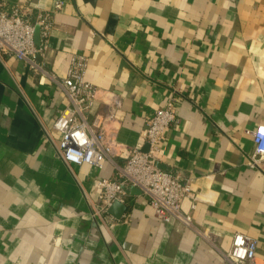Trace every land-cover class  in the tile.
Instances as JSON below:
<instances>
[{
    "label": "crops",
    "instance_id": "1",
    "mask_svg": "<svg viewBox=\"0 0 264 264\" xmlns=\"http://www.w3.org/2000/svg\"><path fill=\"white\" fill-rule=\"evenodd\" d=\"M0 2L30 4L32 18L53 12L44 67L62 77L73 53L88 55L96 110L121 97L112 128L125 146L102 167L65 162L52 126L65 93L0 57V264H221L237 231L258 239L264 261V159L250 164L248 132L264 124V0ZM172 101L157 164L191 179L183 208L194 227L161 221L135 186L121 219L95 215L97 180L149 149L147 117Z\"/></svg>",
    "mask_w": 264,
    "mask_h": 264
},
{
    "label": "built area",
    "instance_id": "2",
    "mask_svg": "<svg viewBox=\"0 0 264 264\" xmlns=\"http://www.w3.org/2000/svg\"><path fill=\"white\" fill-rule=\"evenodd\" d=\"M62 1H57L60 9ZM33 7L26 3L0 2V57L13 55L24 61L26 67L40 80L49 76L61 87L68 103L59 111L53 128L61 133L58 151L70 164H89L102 167L106 159L124 153L125 146L116 138L113 122L121 107V97L115 93L102 110H96L99 102L98 86L86 79L89 56L75 52L71 55L68 71L58 77L44 67L49 41L54 28L52 11L39 10L32 18ZM40 28V43H36V28ZM176 120L174 102L157 108L147 117L143 139L149 144L147 151L133 148L119 166L117 177L97 180L99 189L94 214L108 212L115 201H125L131 186L138 187L153 206L156 216L163 222L177 220L185 226L194 227L193 217L183 208L186 197H195L190 178H183L157 164L160 142L164 131ZM254 141L250 164L258 165L264 159V124L248 130ZM195 207V203L193 204ZM208 238V229L200 231ZM258 239L243 232H235L228 249L220 251L221 264H264L258 260Z\"/></svg>",
    "mask_w": 264,
    "mask_h": 264
},
{
    "label": "water",
    "instance_id": "3",
    "mask_svg": "<svg viewBox=\"0 0 264 264\" xmlns=\"http://www.w3.org/2000/svg\"><path fill=\"white\" fill-rule=\"evenodd\" d=\"M40 28H36V36L35 40L36 43H40ZM128 208V205L125 201H120V200H115L109 207H108V212L112 214L114 217L121 219L124 214L126 213Z\"/></svg>",
    "mask_w": 264,
    "mask_h": 264
}]
</instances>
